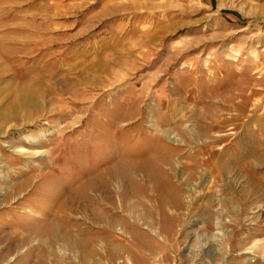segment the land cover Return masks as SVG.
<instances>
[{"label": "rangeland", "instance_id": "rangeland-1", "mask_svg": "<svg viewBox=\"0 0 264 264\" xmlns=\"http://www.w3.org/2000/svg\"><path fill=\"white\" fill-rule=\"evenodd\" d=\"M0 264H264V0H0Z\"/></svg>", "mask_w": 264, "mask_h": 264}, {"label": "bare ground", "instance_id": "bare-ground-1", "mask_svg": "<svg viewBox=\"0 0 264 264\" xmlns=\"http://www.w3.org/2000/svg\"><path fill=\"white\" fill-rule=\"evenodd\" d=\"M122 168V170H121V172L122 171H124V169H126L127 167H126V165H125V168H124V165L121 167ZM120 171V170H119ZM119 171H118V173H119ZM103 186V183L101 184V182H99V180H96L95 182H94V184H93V187L94 188H98V187H102ZM107 186H108V184H107ZM98 190V189H97ZM99 191V190H98ZM107 191V190H106ZM106 194V193H105ZM46 227H48V225L46 226ZM49 230L51 231V229H52V231L53 232H60V230H59V228H60V226L58 227L57 225H55V224H52V225H50L49 227ZM61 229V228H60ZM47 233V232H46ZM52 233V232H51ZM45 234V233H44ZM48 234V233H47ZM67 234V233H66ZM67 237V236H66ZM53 239V238H52ZM65 239V238H64ZM67 239H68V237H67ZM66 239V240H67ZM54 240V239H53ZM79 240V239H78ZM82 240V239H81ZM74 242V241H73Z\"/></svg>", "mask_w": 264, "mask_h": 264}]
</instances>
